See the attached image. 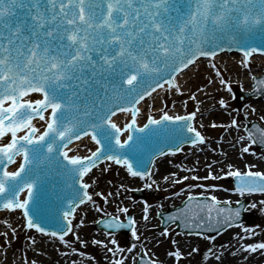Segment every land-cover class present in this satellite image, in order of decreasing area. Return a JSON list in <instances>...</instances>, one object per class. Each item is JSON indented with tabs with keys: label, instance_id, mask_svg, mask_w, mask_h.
Returning a JSON list of instances; mask_svg holds the SVG:
<instances>
[{
	"label": "snow or ice",
	"instance_id": "obj_1",
	"mask_svg": "<svg viewBox=\"0 0 264 264\" xmlns=\"http://www.w3.org/2000/svg\"><path fill=\"white\" fill-rule=\"evenodd\" d=\"M232 50L242 54L239 64L253 82L246 90L249 97L264 100V74L251 67L254 54L264 55V0H0V213L4 214L0 223L5 226L0 231L4 238L0 264L7 262L18 228L30 233L27 249L18 258L23 264H37L29 260L27 250L46 255L35 248L33 230L58 238L64 247L58 244L57 251L70 264H77L73 256L99 264L87 250L89 243L110 254L104 256L106 264H161L153 258L148 238L139 231L140 221L128 205L121 202L113 214L97 203L96 197L107 205L121 196V189L129 191L121 184L97 192L100 176L115 164L139 178L143 188L159 189L156 177L161 158L184 153L187 145L208 143L202 131L205 125L197 123L198 114L201 121L206 115L201 110L206 99L231 116L226 124L212 120L211 126L238 133L241 159L249 154L264 159V115L257 117L259 122L249 120L258 112L252 103L233 109L235 89H243L244 82L240 72L233 80L217 60ZM201 64L211 71L206 83L193 89L188 81ZM161 92L165 97H186L185 111H171L167 100L155 112L142 107L148 100L154 106ZM221 92L227 97L218 95ZM188 101L194 102V110H186ZM175 107L173 100L171 108ZM118 114L126 115V122L118 123ZM84 138L96 145L87 155L79 154L78 145L74 147ZM219 151L225 160L206 163L203 177L194 174L197 167L183 164L180 170L192 175L169 172L161 176L170 188L183 185L170 193L173 199L184 197L181 206H174V212L157 213L165 225L160 236L174 245L167 253L174 264L191 253L171 239L175 230L169 223L182 227L187 236L209 242L203 251L199 246L192 248L201 255L202 264H232L237 257V264H249L251 257L245 253L264 255V239H255L264 235V227L243 219L246 213H264V168L253 162L241 168L226 162L227 154ZM49 178H60L69 192L57 197L60 204L46 218L40 199ZM225 179L233 180V185L208 183ZM220 191L240 199L222 200L216 194ZM84 205L102 213L98 223L104 226L106 239L81 236L87 213L77 221V210ZM143 205L141 220L146 226L153 205L148 200ZM16 212L23 225L13 226L5 218ZM234 227L241 229L234 233L237 241L252 238L253 242L216 244L219 236ZM70 234L73 240L67 239ZM125 234L126 244L118 238ZM153 239L161 243L158 237ZM85 259L79 264H85Z\"/></svg>",
	"mask_w": 264,
	"mask_h": 264
},
{
	"label": "bare ground",
	"instance_id": "obj_2",
	"mask_svg": "<svg viewBox=\"0 0 264 264\" xmlns=\"http://www.w3.org/2000/svg\"><path fill=\"white\" fill-rule=\"evenodd\" d=\"M242 59V55L241 54H230L229 52H227L226 55H219L217 57V60L219 61V66L222 68H226L227 71L231 74L233 80H237V73L240 72L241 75L239 77V79H242L244 82V89H251L253 82L249 79V78H245L247 77L246 73H243L242 71V67L239 64V61ZM251 67L253 70L256 71V73L258 74V71H262L264 72V55H256L253 57V61L251 64ZM195 71V69L193 70ZM211 71L210 68L206 67V65L201 64L200 65V70L199 72L192 77L189 81H188V86L191 88H195L201 84L206 83V75ZM191 75V74H190ZM259 75V74H258ZM201 79H204V82H200ZM210 92L212 91L211 89L209 90ZM213 95H217L216 93H213ZM218 95H224L227 97V93H219ZM201 99H204L203 97H201ZM162 100H167L168 102H173V100H175L176 102V107L175 108H171V105H169V109L173 112H179V113H183V111H185V107L184 104L181 103L182 101V97L177 95L175 97L173 96H168L165 97L163 95V93L161 92L159 96L156 97L155 99V105L152 106V101L148 100V104L147 105H142V107L145 108V110L148 111H153L155 112L157 109H159L162 105H161V101ZM249 103L255 104L258 112L254 113L252 115L258 117L259 115H264V100L261 99H251L249 100L246 105H248ZM201 110L204 111L206 113V115L203 118V121L200 120L199 114H198V118L199 120L206 126V127H210L211 126V121L212 120H216L217 123H227L230 119L231 116H229L228 114L225 113V111L221 110L218 106H216L214 104V101L212 99H206L204 104L201 105ZM210 113V114H209ZM251 118V117H249ZM117 122H126L127 120V116L126 115H117L116 117ZM141 122H144L143 117H141ZM220 131L219 133L214 136L212 139L208 138V143L203 144V145H199V146H192L186 147V151L184 153H179V157L182 158H187L189 161L188 165H185L187 167H197L199 170L197 172H195V175L198 176H205L207 174L208 169L204 166L206 163H210L214 160H225V156L223 154L220 153V149L224 150V153L227 154V158H226V162L230 161L232 163H235L237 166L243 168L244 165L248 162H253L255 164L258 165L259 168H264V159H258V157L254 156V155H247L246 159H241V157L239 156V151L242 148V145L237 141V136L238 133L233 129L230 130V134L225 132V129L223 127H219ZM239 134H243L242 132ZM223 136V142L220 141V137ZM232 145H235L234 147ZM187 149H191V151H188ZM212 149H216L217 151H213ZM199 161V165L196 164V161ZM215 168H219L222 167V165H213ZM159 168V174L157 175V180L160 181V188L164 190L163 194H161L158 197H155L151 200H149V203H151L153 205V207L150 209V222L147 223V225L145 226V222L143 220H141V216H142V209L144 207V205H140L139 202L133 200L132 198H127L125 196V192H121V196L117 197L116 200L112 201L111 203L104 205L103 200L101 201V205L105 208L106 212H110L113 214L115 213V207L117 205H120L122 202V205H128L131 209L132 212L134 213H140L139 216H136L137 220L140 221V224L138 225L139 231L143 233V236L147 237L148 240L146 241L147 246L150 248L151 252H153L154 250L157 249V247L160 245H157L155 240L153 239V237H158L160 239V241H162V236H160V234L158 233H152L148 230H151L154 228V225L157 223L156 220V214L160 211H163L167 208H173L174 206H178L180 204L181 201L184 200L183 196L177 197V198H170V193L173 190H179L180 187H183V185H174L172 188L169 187V184L166 182H163L161 180V176L162 175H166L169 172H179V175L183 176V175H192L193 173H189L186 171H181L180 168L178 166H175L172 163V157L171 155H168L165 159H160L159 165L157 166ZM122 168V169H121ZM98 169L94 170V174L98 173ZM142 181L139 178H133L130 176V174H128L126 172V170L121 166L119 172L117 173V181L114 182L113 185H111L112 189H115L117 187H119V185L121 184H125L128 187H134V188H139L142 185ZM110 188L108 186H106L105 183H103L101 180L99 182V187L96 189L97 192L99 191H105L107 192ZM123 189H121L120 191H122ZM198 189H193V191H197ZM222 200L226 199L227 197L231 196V199L233 200L235 195H232L230 192H224V191H220L216 193ZM97 198V197H96ZM163 204L164 207L163 208H159L158 205L159 204ZM87 213L86 218H85V226L86 224L90 223L91 221L97 219L99 216L102 215V213H98L95 208H93L91 205H84L81 206V208H79L77 210V216H84V213ZM0 215H4L3 213H0ZM5 218L9 219L11 222H13V226L16 225H23L24 220L21 216V214L19 212L13 213L11 216H5ZM5 228V226L0 223V231H3L2 229ZM21 229L18 228V233ZM237 227H234L230 230H228L226 232L227 236H230L234 233H236ZM11 232L9 231V234ZM30 234V233H27ZM36 237V245L35 248L38 250H42L44 253H46V255H42L39 254L37 251L35 250H27V256L29 258V260L35 259L37 261V264H70V261L68 258H63L59 255L58 251H57V245L59 244L60 248H63L62 246V242L58 241V238H49L46 235H42V238H39L38 234L36 232L33 233ZM97 237L100 239H104L103 237H99L97 235H93V237ZM2 237V236H0ZM27 237V236H26ZM91 235L87 236V239L90 240ZM257 239V238H255ZM251 243L253 242L252 238H249L246 241H242V242H238L237 246L239 245V243ZM192 243V242H190ZM90 244V243H89ZM179 247L181 248L182 251L186 252V253H190L192 248L191 246H189V242H185V243H180L178 242ZM91 245V244H90ZM78 247H80L79 244H77ZM94 246V245H92ZM111 246V245H110ZM96 249H100V260H104V256L105 255H110L108 253H106L102 248L98 247V246H94ZM171 247L173 248L174 245H171ZM27 249V243H26V239L22 244V249L18 250V254L17 256H10V253L8 251L7 253V262L6 264H13V261H16V264H23L22 259H18L19 257H21V253ZM245 255H250V261L249 264H264V255H257V254H248L245 253ZM189 257V256H187ZM186 257V258H187ZM72 259L77 260V264H79V260L81 259H85L82 257H76L73 256ZM239 258L237 257L236 260L232 261V264H237V260ZM162 261L164 262V264H172L171 259H169L167 256H164ZM85 264H88L87 259H85ZM240 264H243V261H240Z\"/></svg>",
	"mask_w": 264,
	"mask_h": 264
},
{
	"label": "rangeland",
	"instance_id": "obj_3",
	"mask_svg": "<svg viewBox=\"0 0 264 264\" xmlns=\"http://www.w3.org/2000/svg\"><path fill=\"white\" fill-rule=\"evenodd\" d=\"M258 74L259 75L260 74H264V72L258 71ZM245 78H248V76L245 77ZM200 82H204V79H201ZM252 87H253V85H252ZM244 88L243 89H239V88L235 89L236 94H237V91H239V90H248V89H244ZM184 99H186V97H182L181 103H183ZM251 99H256V98L255 97H252V98H249V99L245 100V99H242V98L237 97V99H235V100L232 101V107H233V109H237V108H241V106H246V103L249 100H251ZM170 104H172V102H168V105H170ZM194 109H195L194 102L188 101L186 110L187 111H192ZM232 115H236V112L233 111L232 112ZM250 117L251 118H248L249 120H253V121L254 120H257V117L254 116V115H251ZM240 119L243 122H245V123L247 122V121H244V118L243 117H240ZM197 123L198 124L201 123V121L199 120L198 117H197ZM202 131L204 132V134L207 137H209V138L212 139L214 136H216L219 133L220 128L219 127L213 128L212 126H210V127H206L205 126L202 129ZM189 147H192V146L190 145ZM260 151H262V149L257 148V152H260ZM178 154H176L174 157L171 156L172 157V163L175 166H178V167L181 164L188 165L189 164L188 159L187 158L179 157ZM120 167L121 166H117L115 164H112V166L110 168H108L103 173V175L100 176V180L103 183H105L106 186H108L109 188H111V185H113L114 182L117 181V173L119 172ZM95 175H99V171ZM187 183H198V181L189 180ZM208 183H221V184H224L226 187H231L233 185V180H231V179H225V180H221V181H212V180H209ZM134 189L142 190V192H143L142 194L143 195H142L141 198L138 197V196H136L133 193ZM123 191L124 190H122L121 192H123ZM197 191H204V189H198ZM163 192H164V190L161 189V188H159V189H156V188L145 189V188H143V183H142L141 187H139V188L129 187V191H127L125 193V196L127 198H129V199L132 198L133 200L139 202L140 205H143V201L144 200H148L149 201V200H151V199H153L155 197L160 196L161 194H163ZM231 194L232 195H235L233 201H235L237 199H240V197L238 195L233 194V193H231ZM96 199H97V203L101 205L102 199L99 198V197H97ZM183 201H181L179 205H181ZM168 209L169 208H167V209H165L163 211H166ZM98 213H100V212H98ZM132 214L135 217L140 215V213L137 214V213H134V212H132ZM80 217L81 216H77V221L79 220ZM99 217L97 219L91 221L90 223L86 224V226H83L80 229V234H81V236L83 238L87 239V236L88 235H91V237H93V235H97L99 237L100 236L103 237L104 239L107 238L106 237V234H105V231L98 230L95 227V224L99 220ZM155 217H156L157 223L154 225V228L153 229L148 230V231H150L152 233H158V234H160V232H162V230H163V228H160L161 220H160V218L158 217L157 214H156ZM245 222L246 223H253L254 222L255 224L261 225V227H264V213H260V212L247 213V216L245 218ZM171 228L175 230L174 233H173V235L171 236V239H175L176 241H178L180 243L189 242V244H190L189 246H191V248L196 247V246H199V248L201 249V251H203L205 249V246L209 244V242L207 240L197 239L195 237H190V236L185 235L182 232H179L176 229V225L171 226ZM2 230L4 231L5 228H3ZM240 231H241V229L239 227H237L236 233L237 232H240ZM27 233L28 232H26L25 230H22V229L19 231L18 238L13 242L12 247L9 249L10 256H17L18 250L22 249V244L25 241L26 236L29 235ZM37 234H38L39 238H42V235L41 234H39V233H37ZM11 237H12V233L9 234V239H11ZM118 238L120 239L121 243H124V244L128 243V239L129 238L127 237L126 234L125 235H120ZM256 238H257L256 240L264 239V235L257 236ZM67 239L73 240L74 238L70 234L67 237ZM3 241H4V238L2 236V237H0V244H2ZM190 242H192V243H190ZM225 242H229L233 246H237V243L240 242V241H237L234 238V234H232L230 236H227V234L225 232V233H223L221 236H219L217 238L216 244H218V245L219 244H224ZM171 245L172 244L170 243V239L169 238H166V237H163L162 238V241H161L160 245L157 247V249L154 250L153 252H151L152 254H154L153 258H158L161 261V264H164V262L162 261V259H163L164 256H167L169 259H171L172 264H174L173 259L167 255V253L173 249L171 247ZM62 246H63V244H62ZM87 250L96 257V260L99 262V264H106V261L100 260V252H101L100 249H96L94 246H92V245L89 244L88 247H87ZM138 250H140V249H138ZM190 253H191V255L189 257H187V258L186 257L185 258H182V260L179 262V264H202V257H201V255L199 253L192 252V250H191ZM87 261H88V264H93V262L91 260H87Z\"/></svg>",
	"mask_w": 264,
	"mask_h": 264
},
{
	"label": "water",
	"instance_id": "obj_4",
	"mask_svg": "<svg viewBox=\"0 0 264 264\" xmlns=\"http://www.w3.org/2000/svg\"><path fill=\"white\" fill-rule=\"evenodd\" d=\"M227 52H223L220 55H226ZM230 54H234V53H230ZM255 56V54H254ZM240 97H243L244 99H249L251 97H249V94L247 92L244 93H240L239 94ZM120 115V114H118ZM75 145H78V151L79 154H84L87 155L88 153V149L92 148L94 149L96 147L95 143L93 141H91L89 138H84L83 143L80 142H75ZM161 159H165V158H161ZM52 183H56L57 187L55 189H53L51 187ZM70 183V181L68 182ZM69 192V190L65 187H63V181L60 178H57L55 180H53L52 178H49L46 182H45V186H44V191L43 194L41 196L40 199V211L41 213L47 218L49 216V214L54 213V211L56 210L57 206L60 204V200L57 197H63L65 195H67ZM135 193L139 196H141V193L139 191H135ZM174 212L175 209H170L166 212ZM245 215L243 216L244 219ZM161 218V217H160ZM51 222V221H50ZM172 224L169 223V226H171ZM165 225L162 223V227H164ZM96 227L98 229H104V226L102 224H99L97 222ZM179 231L184 232V229L182 227H178Z\"/></svg>",
	"mask_w": 264,
	"mask_h": 264
}]
</instances>
